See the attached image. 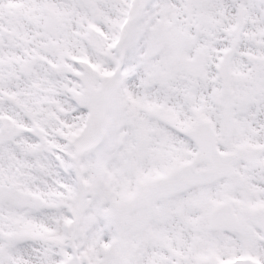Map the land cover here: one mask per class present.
I'll return each mask as SVG.
<instances>
[{
    "label": "snow or ice",
    "instance_id": "1",
    "mask_svg": "<svg viewBox=\"0 0 264 264\" xmlns=\"http://www.w3.org/2000/svg\"><path fill=\"white\" fill-rule=\"evenodd\" d=\"M0 264H264V0H0Z\"/></svg>",
    "mask_w": 264,
    "mask_h": 264
}]
</instances>
